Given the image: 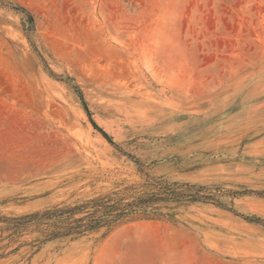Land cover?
<instances>
[{"label": "rangeland", "instance_id": "obj_1", "mask_svg": "<svg viewBox=\"0 0 264 264\" xmlns=\"http://www.w3.org/2000/svg\"><path fill=\"white\" fill-rule=\"evenodd\" d=\"M98 129L149 173L252 193L76 241L1 231L138 180ZM262 164L264 0H0V264H264Z\"/></svg>", "mask_w": 264, "mask_h": 264}, {"label": "trees", "instance_id": "obj_2", "mask_svg": "<svg viewBox=\"0 0 264 264\" xmlns=\"http://www.w3.org/2000/svg\"><path fill=\"white\" fill-rule=\"evenodd\" d=\"M23 12V30L33 31L32 18L20 7H12ZM80 96V93H77ZM94 127L96 125L93 123ZM102 136L122 155L130 159L136 166L138 180L133 183H122L115 190L106 194L75 203L72 206L55 205L43 211L10 219H5L7 226L1 231H11L18 235L30 230L35 223L45 226L41 229V243L54 241H76L92 233L103 230V235L123 224L139 220H173L178 211L192 205H216L232 210L233 200L251 191H230L224 185H199L172 179L166 175H155L147 170L150 165H144L134 155L126 153L121 146L102 132ZM257 166H263L257 165ZM264 198V192H256ZM223 199H229L224 202Z\"/></svg>", "mask_w": 264, "mask_h": 264}]
</instances>
